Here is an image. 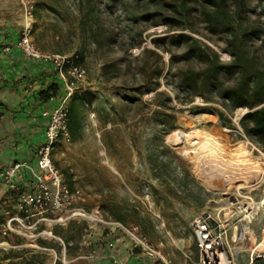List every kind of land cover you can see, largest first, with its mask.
I'll use <instances>...</instances> for the list:
<instances>
[{"label":"rangeland","instance_id":"rangeland-1","mask_svg":"<svg viewBox=\"0 0 264 264\" xmlns=\"http://www.w3.org/2000/svg\"><path fill=\"white\" fill-rule=\"evenodd\" d=\"M33 1L34 39L40 50L76 56L87 73L85 83L67 102L69 107L72 103L78 106L80 128L75 137L72 135L71 144H59L53 154L70 187L82 190L81 206L106 218L116 206L124 210L138 208L141 216L128 226L145 225L148 239L154 245L163 244V252L173 262L174 255L184 257L187 251L188 264H196L199 249L194 239L187 244L189 248L178 240L183 232H191L185 222L187 209L175 210L174 203L195 206L203 199L205 206L196 211L198 215L213 211L221 198L239 194V184L223 181L218 188L209 189L197 176L194 161L183 154L181 134L199 131L200 137L212 136L228 150L244 145L247 156L264 167V151L240 129L239 122L247 110L237 109L229 116L230 125L220 121L216 112L220 106L207 104L201 96L184 104L189 100L181 94L182 77L200 62L189 55L192 48L208 46L222 61L231 60L226 34L213 32L206 20L214 7L205 0ZM223 1L226 10L244 25L264 29V0ZM248 48L264 59L261 42L249 40ZM56 85L61 101L66 95L65 86L59 78ZM237 160L229 155L227 164L233 167ZM155 163L164 178L163 190L157 189L159 183L150 177ZM241 196L244 204L252 199L260 202L264 198V179L255 188L242 190ZM4 201L2 194L0 229ZM252 229L257 239H249L243 246L247 252L239 259L241 264L255 247L259 248L256 253H264L263 210L255 216ZM43 230L52 233L39 238L49 249L42 250L38 239L0 235V252L23 248L47 251L46 264H67L90 253L94 235L103 233L98 225L79 219L48 224ZM53 230L71 239L67 260L66 244ZM174 233L179 235L175 241ZM16 243L23 245L14 246Z\"/></svg>","mask_w":264,"mask_h":264},{"label":"built area","instance_id":"built-area-1","mask_svg":"<svg viewBox=\"0 0 264 264\" xmlns=\"http://www.w3.org/2000/svg\"><path fill=\"white\" fill-rule=\"evenodd\" d=\"M23 9L25 26L20 37L3 47L10 53L17 49L36 62L50 66L65 86V97L61 101L52 96L47 103L54 105L41 112L45 122L44 140L34 150L32 160H16L8 167L0 168V186L5 189L4 222L0 229L2 237L12 235L26 239H39L48 234L44 227L52 223H63L79 219L94 223L109 236L106 248L112 250L116 244V235H125L131 242L134 252L153 261V264H173L162 249L155 246L142 229L128 226L104 217L101 213H89L81 206L84 194L81 189H72L64 174L55 164L53 154L59 144L72 143V134L68 123V100L75 95L80 85L85 83L86 70L77 62L76 56L44 53L34 39L33 0H19ZM243 196L223 197L216 202L213 211H206L194 217L191 222L192 238L199 249L196 264H241L247 250L243 247L250 239L243 224L248 222L252 229L255 219L249 221L247 209H242ZM152 207V205L149 203ZM254 216H256L254 214ZM252 231L256 234L255 230ZM87 239L84 243L87 244ZM41 249V248H40ZM47 250V249H42ZM103 262L107 255L93 252L86 257ZM264 253H253L243 264H252ZM57 259H59L57 257ZM56 264V262L54 263ZM111 264H128L111 257Z\"/></svg>","mask_w":264,"mask_h":264},{"label":"trees","instance_id":"trees-1","mask_svg":"<svg viewBox=\"0 0 264 264\" xmlns=\"http://www.w3.org/2000/svg\"><path fill=\"white\" fill-rule=\"evenodd\" d=\"M212 4L214 9L206 14V20L213 32H223L227 36L228 52L231 60L224 62L219 54L208 46H197L191 49L189 55L199 60V65L185 73L181 80V94H186L189 101L201 96L207 104H217L221 109L216 110L222 123L232 125L229 116L237 109L247 112L241 118L239 125L244 136L254 145L264 151V59L252 54L248 48V41L261 42L264 45V29L260 26L248 27L239 17L232 15L224 7L223 0H205ZM52 96L59 97V88L52 84L40 94V98L47 102ZM177 99L181 95L177 93ZM68 123L71 134L75 137L81 125L79 108L76 103L69 107ZM72 188V187H71ZM138 208L122 209L118 206L110 212L109 219L128 225L130 221L141 216ZM144 218V217H143ZM143 233L148 232L145 225L139 226ZM54 235L61 237L67 254L70 253L69 237H64L57 230ZM145 234V233H144ZM44 249H49L46 242L38 239ZM16 243L14 246H21ZM47 251H38L30 248L11 249L0 252V264H46ZM252 264H264V258H257Z\"/></svg>","mask_w":264,"mask_h":264},{"label":"crops","instance_id":"crops-1","mask_svg":"<svg viewBox=\"0 0 264 264\" xmlns=\"http://www.w3.org/2000/svg\"><path fill=\"white\" fill-rule=\"evenodd\" d=\"M20 5L19 0H0V168L8 167L16 160L33 161L34 150L44 140L45 122L41 119V112L54 106L44 102L40 94L46 91L50 84L58 82V76L50 66L25 57L17 49L10 53L2 50L5 45L11 44L20 37L19 33L25 26L23 9ZM159 170V166L155 163L150 170V177L154 183H159V187H155L163 190L164 178ZM198 186L200 192H203L202 185L198 183ZM174 190L173 187L172 191ZM4 193L5 189L1 188L0 194L4 195ZM201 202L203 203L195 206L174 203L175 210L185 207L189 215L185 217V222L191 232H183L182 238L174 233V241L178 238L184 241L183 247L192 239L191 222L198 215L196 211L205 206L203 199ZM174 215L176 216L175 211ZM174 224L177 226V222ZM100 232L92 239L90 253L77 256L67 264H111V257L126 261L128 264H153V261L132 250L131 242L125 235H116L114 248L107 249L106 242L110 238L107 233ZM155 246L162 249L163 244ZM190 246L187 245V248ZM93 252L105 254L107 258L103 262L87 259L86 257ZM183 254L184 257L180 256V258L174 255L173 264H188L187 251ZM68 256L70 257V253L65 252L66 260Z\"/></svg>","mask_w":264,"mask_h":264},{"label":"bare ground","instance_id":"bare-ground-1","mask_svg":"<svg viewBox=\"0 0 264 264\" xmlns=\"http://www.w3.org/2000/svg\"><path fill=\"white\" fill-rule=\"evenodd\" d=\"M199 134V131L181 134L180 146L183 154L194 161L197 176L209 189H216L221 182L228 181L230 184H239L237 191L242 195V190L255 188L263 182L264 167L247 156L246 146L240 145L228 150L216 138L206 134L200 137ZM229 155L238 159L233 167L227 164ZM242 209L243 211L247 209L245 214L249 221L255 219L254 214L257 216L262 210L264 212V198L260 202L252 199L251 202L244 204ZM243 226L245 232L250 235L251 242H254L257 234L250 230L248 222ZM258 249L253 248V253Z\"/></svg>","mask_w":264,"mask_h":264}]
</instances>
